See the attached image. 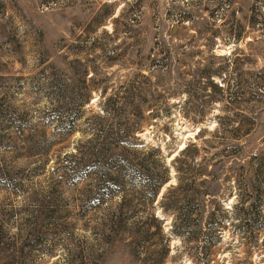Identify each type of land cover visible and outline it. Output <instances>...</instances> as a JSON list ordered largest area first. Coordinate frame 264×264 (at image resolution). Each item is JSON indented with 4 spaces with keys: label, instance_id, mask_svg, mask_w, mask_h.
Instances as JSON below:
<instances>
[{
    "label": "rangeland",
    "instance_id": "obj_1",
    "mask_svg": "<svg viewBox=\"0 0 264 264\" xmlns=\"http://www.w3.org/2000/svg\"><path fill=\"white\" fill-rule=\"evenodd\" d=\"M259 216L264 0H0V264H264Z\"/></svg>",
    "mask_w": 264,
    "mask_h": 264
},
{
    "label": "trees",
    "instance_id": "obj_2",
    "mask_svg": "<svg viewBox=\"0 0 264 264\" xmlns=\"http://www.w3.org/2000/svg\"><path fill=\"white\" fill-rule=\"evenodd\" d=\"M106 147V144L103 143L102 145H100L98 147V149L96 150V155L100 154L102 151H104L103 149ZM158 170V169H157ZM162 172V171H161ZM81 173V172H80ZM119 173L113 175V177L107 178L108 181H106V175L104 173L103 167L102 170L100 171V173L98 175H96V178L93 185H91L88 189V192H92L94 198H101V197H107L110 196L111 194L114 193L115 189V185H121L123 186V182L122 180H120L119 178ZM150 175H147V173H145L144 175H142L141 178H143V180H138V184L137 187L140 188L142 195H147L149 194L151 197H155V194L157 192V189L159 187V185L165 180L164 175L159 174L158 177H156V175H154V173L152 174V172L149 173ZM105 177V178H104ZM120 181V182H119ZM118 190V188H117ZM249 197H251L249 195ZM250 199V198H249ZM252 200L249 201V208L251 211L256 210V208L258 207V211H259V204H260V200L251 198ZM190 213L189 210L185 209L184 205H179L177 208H175V217L178 216V218H181L182 216H186ZM114 213L112 215L113 218ZM259 225L262 227L264 226V218L259 216ZM263 243H264V233H263Z\"/></svg>",
    "mask_w": 264,
    "mask_h": 264
}]
</instances>
